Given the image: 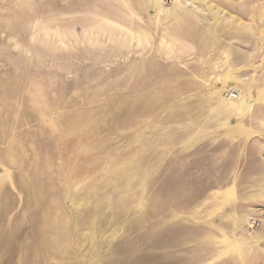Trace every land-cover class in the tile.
Here are the masks:
<instances>
[{
	"label": "rangeland",
	"instance_id": "374dc122",
	"mask_svg": "<svg viewBox=\"0 0 264 264\" xmlns=\"http://www.w3.org/2000/svg\"><path fill=\"white\" fill-rule=\"evenodd\" d=\"M0 264H264V0H0Z\"/></svg>",
	"mask_w": 264,
	"mask_h": 264
}]
</instances>
